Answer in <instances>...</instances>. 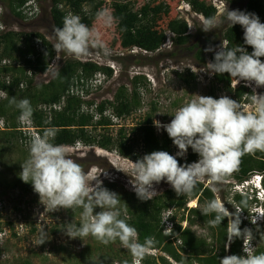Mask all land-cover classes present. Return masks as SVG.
I'll return each mask as SVG.
<instances>
[{
    "label": "trees",
    "instance_id": "1",
    "mask_svg": "<svg viewBox=\"0 0 264 264\" xmlns=\"http://www.w3.org/2000/svg\"><path fill=\"white\" fill-rule=\"evenodd\" d=\"M29 0H6L10 13L18 19H30L24 13ZM43 0H36L40 2ZM138 0H115L109 5L103 0H50L48 13L49 29L63 26V19L70 14L78 15L81 22L99 33L100 22L97 20V12L107 11L115 18V37L108 46L122 52L139 50L147 54L158 53L168 40L167 33L173 35L170 39L175 49L185 48L189 51L197 50L196 60L199 65H206L207 61H214V52H211L209 59L205 57V48H200L202 43L189 44V27L187 22L179 17L176 12L180 3H186L191 11L204 19L215 16L218 11L211 0H147L139 4ZM234 6V5H232ZM236 10L230 8L229 11ZM29 11V10H28ZM240 11L256 14L264 23V0H247V3ZM29 14V13H27ZM221 17L223 21L224 16ZM32 18V17H31ZM48 20V19H47ZM3 16L0 15V92L5 98L0 99V120L8 124V131H0V158L5 148L21 141V134L18 131L19 111L14 105L9 104L13 97L17 101L28 99L33 107L32 121L39 133L46 127H55L57 134L54 140L56 144L67 147H76L77 144L90 148H99L109 153H117L121 158L135 162L145 154L154 151H165L174 155V144L164 131L160 135L154 128L153 120L157 113V106L143 117L135 128L131 129L132 135L122 128L118 135H111V129L115 127L114 120H125L142 108L141 89L145 87L146 79L143 76H136L132 79V91L129 92L124 86L120 87L115 94L113 101H104L99 105L94 102H87L76 96L77 90L84 88L83 81H94L99 74L105 75L108 79L113 76V69L99 66L89 62L67 60L56 72L48 84H37L35 78L46 74L51 62L56 57L52 44L44 36L38 33H23L2 30ZM36 42L41 46L37 48ZM207 47L218 49L224 43L226 47L243 45V29L239 25L232 28L226 23H221L204 38ZM247 47L249 53L252 49ZM174 58V53L171 54ZM264 62V57L260 58ZM12 60L19 65H2V62ZM120 59H118L119 61ZM178 78L188 83V78L194 82L196 77L193 73L188 75L178 74ZM234 80L225 74H214L210 96L214 97L215 91L220 87L230 95L234 96L237 102L247 101L250 103L247 94H251L250 88L240 86L232 89ZM72 91H75L73 95ZM87 93V92H86ZM88 94V93H87ZM64 100L61 111H53L49 118L42 110L43 106L59 105ZM87 108V109H84ZM100 130V131H98ZM23 155L25 156L23 158ZM20 160L18 173L11 188L19 189L24 195L31 194V184L24 183L19 178L22 171L21 164L28 157V151H24ZM198 160V155L193 153L191 148L184 159L178 158L179 164H190ZM82 167V166H81ZM263 175L264 185V153L257 152L255 155H244L238 165V170L231 174L230 180L235 184H242L249 181L253 175ZM6 178L0 173V187L5 185ZM7 184V183H6ZM9 186V185H7ZM108 190L115 192L121 199L127 222L136 228L138 240L142 243L147 237H155L157 243L147 253L141 264H219L224 256L242 255L243 239H235L229 246V253L225 251L227 243L226 226L228 218L222 221L221 226L210 228L207 221L212 216L201 214L202 206L214 196L210 188L201 183L197 186L192 197H178L172 188L161 195L155 196L149 201H140L135 193L118 188L116 183L106 182L104 185ZM232 184H229L230 188ZM221 200L230 212L235 209L228 204L230 194L222 191ZM249 195L232 194L231 202L237 205L242 199H246L248 207L242 211L244 216H250L253 203ZM197 202V206L188 209L189 202ZM77 214L82 209H73ZM100 209H95V212ZM171 211L173 229L171 233H165L163 223L164 215ZM76 215V214H75ZM180 216V219L178 217ZM241 216V215H240ZM123 218V217H122ZM241 218V217H240ZM241 230L247 228L250 222L241 218ZM187 224L186 227L183 224ZM200 226L208 232L207 236H199L193 228ZM259 228V232H257ZM251 230L255 237L254 241L258 247L256 254L264 252V244H259L260 233L264 232V221L260 226H252ZM114 245L116 247L114 248ZM107 248L106 257H100L99 261L92 264H133L134 258L128 250L123 248L119 241L110 243ZM157 252L159 255H157Z\"/></svg>",
    "mask_w": 264,
    "mask_h": 264
},
{
    "label": "clouds",
    "instance_id": "2",
    "mask_svg": "<svg viewBox=\"0 0 264 264\" xmlns=\"http://www.w3.org/2000/svg\"><path fill=\"white\" fill-rule=\"evenodd\" d=\"M25 8L34 16L36 0H29ZM97 20L111 27L115 18L100 10ZM221 23L230 28L241 26L243 45L226 47L222 43L218 50L206 48L205 51L214 52V61L208 64V71L221 75L227 73L236 84L242 81L246 86L254 84L252 93L247 94L253 110L246 112L239 102L227 95L219 98L191 95L194 98L176 109L169 123L161 124L153 120L154 126L167 133L178 151L175 155L154 151L130 163L124 173L130 178L131 189L142 202L154 198L157 194L154 186L162 181L169 184L178 197H192L201 183H206L213 193H217L229 182L231 174L238 170L244 155L264 153V93L258 94L255 90L264 87V62L260 59L264 57V23L254 13L228 9ZM216 27L217 18L213 16L205 19L201 30L207 33ZM53 32L56 42L52 48L57 54L81 59L91 55V50L95 49L103 57L110 55V49L100 34L82 23L78 15L65 16L63 26L54 28ZM245 46L251 47V53ZM9 104L19 111L17 119L21 125L31 123L33 107L28 99L17 101L13 97ZM56 134L55 127H46L42 133L30 137L27 142L28 157L21 164L19 178L31 184L40 202L50 209H82L79 224L72 222L65 225L67 237L82 240L91 236L105 246L119 241L139 264L157 243L155 237H147L142 243L138 240L136 228L127 222L119 195L105 188L99 176L92 179L94 185L89 183L90 177L69 155L67 146L54 143ZM189 148L198 155V160L179 164L178 158H185ZM260 185L259 194L264 193L261 179L255 186ZM247 207V200L242 199L233 207L235 211L230 212L218 196L202 206L201 214L213 217L207 221L210 228L221 226L222 221L228 218L225 251L235 239L242 238L244 245L247 242L242 255L224 256L219 264H264V252L256 254V247L251 245L255 239L252 230H241L240 227L241 212ZM260 208L264 210V203H260ZM95 209L100 211L94 214ZM250 219L256 224L257 217ZM46 237V231L42 230L39 245L46 242ZM259 244H264V232L260 233Z\"/></svg>",
    "mask_w": 264,
    "mask_h": 264
},
{
    "label": "rangeland",
    "instance_id": "3",
    "mask_svg": "<svg viewBox=\"0 0 264 264\" xmlns=\"http://www.w3.org/2000/svg\"><path fill=\"white\" fill-rule=\"evenodd\" d=\"M4 1L6 0H0V11H2L4 21L3 30L17 33H38L44 36L52 45L56 42L54 34L49 29L48 13L51 5L50 0L37 2V10L34 16L27 20H21L13 16ZM103 1L109 5L115 0ZM138 1L141 5L147 0ZM211 1L218 11L217 26L220 24L221 17L226 13L227 9L229 10L232 7L236 10H241L247 3V0ZM176 12L180 18L187 22L189 27L190 39L187 47L192 44L202 43L200 48H209L205 45L204 38L215 28L207 33L202 31L205 19L193 13L186 3H180ZM100 24V37L107 46H110L115 37L114 24L111 27H106L102 22ZM167 36L168 40L165 45L155 54H147L139 50L122 52L109 48L110 55L108 57L99 55L97 50L93 49L88 57L75 59L64 53H56L49 70L46 74L37 76L35 78L36 83L48 84L67 60L82 63L89 62L103 67H110L114 71L112 78L108 79L105 75L99 74L94 81H83L85 86L81 88V91L85 94V100L99 105L104 101H113L115 94L122 86L131 92L132 79L136 76H143L146 81L144 82L145 87L140 90L142 93V108L125 120H114L115 127L110 130V133L116 137L119 131L124 128L131 136V129L142 121L153 105L157 106L155 120L160 121L161 124H167L173 119L172 115L175 114L176 109L183 106L186 101L194 98L191 95L210 96L214 75V73L208 71V64L211 61L208 60L206 65H199L196 60L197 50L189 51L186 47L176 50L170 40L173 35L167 33ZM36 44L37 48L41 46L39 42H36ZM173 53L174 58L171 56ZM210 54L211 52L205 51L207 59H209ZM118 59L120 60L118 61ZM6 63V65L11 66L19 65L18 62L12 60H6ZM2 65H5V63L2 62ZM189 73L195 75L196 80L194 82L188 78V83L186 84L178 78V74L186 76ZM240 86L250 88L251 91L254 88V84L246 86L243 81L239 84L234 81L232 89ZM77 90L80 92V88ZM255 90L258 94L264 93V87L256 88ZM214 95L213 98L227 95L235 100L234 96L228 94L223 87L216 90ZM240 104L246 112L253 110V106L247 101L243 100ZM154 128L158 135L164 132L162 128L159 130L155 126ZM67 149L69 155L82 166V169L90 177L89 183L92 182V179L99 176L98 179L103 182V186L106 182L116 183L118 188L134 193L129 184L130 178L125 174L132 161L121 158L117 153H109L99 148H85L81 145L80 147H67ZM24 151H28V148L19 141L6 147L0 158V173L6 178L5 186L3 188L0 187V264H92L94 262L97 263L100 257H106L107 248L105 245L91 236L80 240L70 239L65 235V225L72 222L79 224L80 213L77 214L73 209H50L43 202H40V198L35 192L24 195L19 189L10 187L18 173V163L25 157L23 155ZM173 151L175 155L178 149L174 146ZM255 175H258L259 179L263 180L261 178L263 175ZM255 175L249 181L242 183L246 186L245 190H242L244 192L242 195H249V200L256 201V203H253L250 216H244L241 212L240 217L248 222H251L250 218L255 217V215L258 217L260 213L264 214V211L260 210V203H264V193L259 194V186L256 187V183L252 181ZM92 184L94 185L95 181ZM229 184H232V187L227 188ZM237 185L240 184H235L234 181L230 180L215 194L221 199L222 191L224 190L226 194L228 192L230 194L228 204L234 207L235 205L231 202L232 194H241V191L235 188ZM154 187L157 192L155 196L161 195L171 188L169 184L163 181ZM192 203L197 206L196 201L189 202L188 209L194 208ZM178 219H180V216ZM263 221L264 216L262 218L259 217L258 224L253 225L256 227L260 226ZM183 226L186 227L187 224L185 223ZM42 230L46 231L47 240L44 244L39 245L38 241ZM193 230L199 236L208 235V232L200 226L193 228ZM253 241H251V245L257 249L258 245L257 243L255 245V241ZM115 247L116 245H114ZM157 255H159L158 252Z\"/></svg>",
    "mask_w": 264,
    "mask_h": 264
},
{
    "label": "built area",
    "instance_id": "4",
    "mask_svg": "<svg viewBox=\"0 0 264 264\" xmlns=\"http://www.w3.org/2000/svg\"><path fill=\"white\" fill-rule=\"evenodd\" d=\"M28 10H26L24 13L26 15H28L29 18L33 17V15L30 13V12H27ZM29 13V14H27ZM3 30V28H2ZM5 64H7L6 62H4ZM50 68V67H49ZM75 91H72L71 94L73 95ZM76 96L80 97L82 100L86 101L85 100V94L83 92H76L75 94ZM5 98V95L0 92V99H3ZM64 100L61 102V104L59 105H50V106H43L42 107V110L47 114V116L50 118L53 111H61L63 106H64ZM84 109H87V108H84ZM19 123V122H18ZM9 128H8V124L4 121V120H0V131H8ZM39 128H37L35 126V124L33 123V121L31 120V123L29 124H25V125H21L19 123V126H18V131L19 133L21 134V143L25 146H27V142L28 140L30 139L31 136L33 135H36V134H40L39 133ZM78 146H81L80 144ZM259 178L258 176H254L253 177V180L255 183H258L259 181ZM236 187L239 188V190L241 191L240 193H244L242 192V190H245L244 188L246 187L244 184H240V185H237ZM235 187V188H236ZM173 213L171 211L167 212L165 215H164V219H163V223L165 225V233H171L172 229H173V222L171 221V217H172ZM257 217V216H256ZM246 221V220H244ZM256 224H258V218H257V221H256ZM253 223H251V225L248 227L249 229H251ZM247 244V242H246ZM245 244V245H246ZM243 245V247L245 246ZM247 246V245H246ZM243 252V250H242ZM151 254H155L156 252H149ZM134 264H136V261L134 260ZM139 264H141V261H139Z\"/></svg>",
    "mask_w": 264,
    "mask_h": 264
},
{
    "label": "bare ground",
    "instance_id": "5",
    "mask_svg": "<svg viewBox=\"0 0 264 264\" xmlns=\"http://www.w3.org/2000/svg\"><path fill=\"white\" fill-rule=\"evenodd\" d=\"M78 145H79V144H77L76 147H80V146H78ZM80 145H81V144H80ZM255 176H258V175H255ZM236 188L239 189L238 187H236ZM192 206H193V207H196V204H195V203H192ZM260 210H261V208H260ZM261 211H264V210H261ZM257 213H258V212H257ZM256 216H257V215H255V217H256ZM263 216H264V214H263V213H260V214L258 215L257 218H259V217L262 218ZM246 221H247V220H246ZM250 225H251V222H250ZM250 225H249V226H250ZM164 226H165V225H164ZM249 226H248V227H249ZM252 226H254V225H252ZM248 227H247V228H248ZM167 234H169V233H167ZM243 245H244V243H243ZM242 253H243V252H242ZM133 264H134V261H133Z\"/></svg>",
    "mask_w": 264,
    "mask_h": 264
},
{
    "label": "crops",
    "instance_id": "6",
    "mask_svg": "<svg viewBox=\"0 0 264 264\" xmlns=\"http://www.w3.org/2000/svg\"><path fill=\"white\" fill-rule=\"evenodd\" d=\"M226 252L229 253V249Z\"/></svg>",
    "mask_w": 264,
    "mask_h": 264
}]
</instances>
